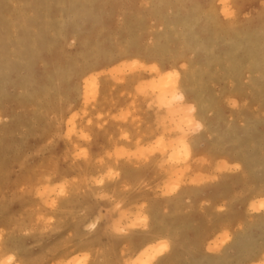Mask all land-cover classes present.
Returning <instances> with one entry per match:
<instances>
[{
	"label": "rangeland",
	"instance_id": "374dc122",
	"mask_svg": "<svg viewBox=\"0 0 264 264\" xmlns=\"http://www.w3.org/2000/svg\"><path fill=\"white\" fill-rule=\"evenodd\" d=\"M76 1L0 0V153H13L17 163L2 186L26 171L16 191L28 210L12 227L0 216V264H59L67 255L66 264H137L140 250H132L131 237L175 221L179 247L167 264H264V208L250 206L264 198V0ZM229 8L231 19L223 12ZM131 59L133 70L119 66ZM152 65L178 69L179 88L164 104L148 87L157 79ZM89 75L105 87V104L86 102L81 84ZM73 115L83 134L66 139ZM101 124L113 129L112 144L98 149ZM64 142L66 159L57 151ZM176 146L188 154L173 161ZM83 152L92 157L84 178L88 195L73 193ZM50 154L56 158L48 170ZM65 181L76 184L68 191L77 196L68 210L71 225L58 233L55 204ZM175 198L176 214L169 208ZM153 238L167 249L147 264H160L174 244L162 231ZM34 255L44 258L27 262Z\"/></svg>",
	"mask_w": 264,
	"mask_h": 264
},
{
	"label": "bare ground",
	"instance_id": "6f19581e",
	"mask_svg": "<svg viewBox=\"0 0 264 264\" xmlns=\"http://www.w3.org/2000/svg\"><path fill=\"white\" fill-rule=\"evenodd\" d=\"M63 1V0H62ZM78 1V0H77ZM76 1V2H77ZM86 1V0H85ZM89 1V0H88ZM158 1H160V2H162V0H158ZM217 1V0H216ZM222 1V0H221ZM257 1V0H256ZM51 2V1H50ZM61 2V1H60ZM151 2V1H150ZM159 2V3H160ZM224 2L226 3V0H224ZM222 3V4H225V3ZM70 3H72V2H70ZM114 3V2H113ZM229 3V2H228ZM230 3H231V1H230ZM34 4V3H33ZM32 4V5H33ZM59 4V3H58ZM64 4V3H63ZM133 4V3H132ZM260 4V3H259ZM65 5V4H64ZM178 5H180V4H178ZM196 5V4H195ZM195 5H194V7H195ZM212 5V4H211ZM220 5V4H219ZM226 5H228V4H226ZM230 5V4H229ZM250 5V4H249ZM29 6V5H28ZM260 6V5H259ZM32 7V6H31ZM198 7V6H197ZM225 7H227V6H225ZM264 7V6H263ZM263 7H262V9H263ZM210 8V7H209ZM220 8V7H219ZM256 8H258L257 7V3H256V5H255V9ZM190 9H192V8H190ZM212 9V8H211ZM218 9V8H217ZM216 9V10H217ZM231 9H232V7H231ZM230 8L229 9H224V14L227 16V17H229L230 19H231V17L233 16V12L232 11H234V10H231ZM75 10V9H74ZM215 10V11H216ZM245 10V9H244ZM260 10V9H259ZM184 11H186V10H184ZM188 11H189V7H188ZM191 11V10H190ZM189 11V12H190ZM208 11V10H207ZM209 11H211L210 9H209ZM254 11V10H253ZM13 12V11H12ZM41 12V11H40ZM192 12H193V14H194V10H192ZM216 12H218V11H216ZM238 12V11H237ZM240 12V11H239ZM260 12H262V11H260ZM126 13V12H125ZM195 13H196V11H195ZM252 13H254V12H252ZM258 13V12H257ZM123 14V13H122ZM162 14V13H161ZM241 14H242V12H241ZM245 14V13H244ZM170 15V14H169ZM187 15H189V14H187ZM195 15V14H194ZM209 15V14H208ZM222 15V14H221ZM220 15V16H221ZM225 15H223V16H225ZM234 15H236L235 13H234ZM248 15V14H247ZM250 15V14H249ZM252 15V14H251ZM251 15L249 16V18H251ZM254 15H256V13L254 14ZM3 16H5V15H3ZM3 16H1V19H2V17ZM7 16V15H6ZM215 16V15H214ZM218 16V15H217ZM238 16H240L239 14H238ZM253 16V15H252ZM122 17V16H121ZM142 17V16H141ZM184 17V16H183ZM185 17H186V15H185ZM184 17V18H185ZM188 17V16H187ZM193 17V16H192ZM195 17H196V15H195ZM216 17V16H215ZM36 18V17H35ZM144 18V17H143ZM217 18V17H216ZM228 18V19H229ZM239 18V17H238ZM4 19V18H3ZM2 19V20H3ZM8 19V18H7ZM11 19V18H10ZM9 19V20H10ZM204 19V18H203ZM241 19H246V18H244V17H241ZM248 19V18H247ZM246 19V20H247ZM252 19V18H251ZM9 20L7 21L8 23H9ZM22 20V19H21ZM118 20V19H117ZM133 20V19H132ZM205 20V19H204ZM208 20V19H207ZM235 21H236V19H234ZM5 21V20H4ZM180 21V20H179ZM182 21H184V20H182ZM186 21V20H185ZM184 21V22H185ZM209 21V20H208ZM229 21V20H228ZM228 21H227V23H228ZM232 21V20H231ZM242 21V20H241ZM243 21H245V20H243ZM18 22H20V21H18ZM22 22V21H21ZM183 22V23H184ZM198 22V21H197ZM248 22V21H247ZM250 22V21H249ZM6 23V22H5ZM45 23V22H44ZM47 23H49V21L47 22ZM74 23V22H73ZM187 23V22H186ZM218 23V22H217ZM235 23V22H234ZM240 23V22H239ZM21 25H22V23H20ZM243 24H245V23H243ZM242 23H241V25H243ZM262 24V23H261ZM260 24V26H262ZM20 25V26H21ZM24 25V24H23ZM48 25V24H47ZM47 25L45 26V27H47ZM140 25V24H139ZM144 25V24H143ZM231 25V24H230ZM19 26V27H20ZM25 26V25H24ZM48 26H50V25H48ZM187 26V25H186ZM258 26V25H257ZM259 26V27H260ZM8 27V26H7ZM26 27H28V26H26ZM183 27V26H182ZM194 27V26H193ZM212 27V26H211ZM230 28H231V26H229ZM241 27V26H240ZM263 27V26H262ZM29 28V27H28ZM17 29H18V27H17ZM154 29V28H153ZM204 29V28H203ZM237 29V28H236ZM264 29V28H263ZM158 30V29H157ZM206 30V29H205ZM209 30V29H208ZM256 30V29H255ZM260 30H262V28H260ZM259 30V31H260ZM17 31V30H16ZM163 31V30H162ZM1 32V31H0ZM35 32V31H34ZM33 32V33H34ZM146 32V31H145ZM226 32V31H225ZM237 32V31H236ZM262 32V31H261ZM263 32H264V30H263ZM6 33H9L8 31L6 32ZM30 33V32H29ZM179 33H180V31H179ZM31 34V33H30ZM229 34V33H228ZM248 35H249V33H247ZM247 34L245 35V37L247 36ZM257 34V33H256ZM264 34V33H263ZM13 35V34H12ZM16 35V34H15ZM226 35H227V33H226ZM237 35V34H236ZM253 35V34H252ZM9 36V35H8ZM20 37L22 36V34L21 35H19ZM125 36V35H124ZM234 36H235V33H234ZM237 36H239V35H237ZM250 37H251V35H249ZM255 36V35H254ZM3 37V36H2ZM24 37V36H23ZM32 37H36V35L34 36V35H32ZM37 37H38V35H37ZM240 37V36H239ZM248 37V36H247ZM25 38V37H24ZM194 38V37H193ZM228 38H230V37H228ZM244 38V37H243ZM252 38V37H251ZM7 38H5V40H6ZM21 39V38H20ZM20 39L18 40V42L20 41ZM30 39V38H29ZM33 39V38H32ZM234 39H237V38H234ZM242 39V38H241ZM8 40H9V37H8ZM16 40V39H15ZM224 40V39H223ZM229 40V39H228ZM247 40V39H246ZM245 40V41H246ZM249 40H251L250 38H249ZM0 41H1V38H0ZM27 41V40H26ZM33 41H35V39H33ZM128 41V40H127ZM6 42V41H5ZM24 42V41H23ZM132 42V41H131ZM145 42V41H144ZM233 42H234V40H233ZM247 42V41H246ZM3 43V42H2ZM17 43V42H16ZM34 43V42H33ZM235 43V42H234ZM237 43V42H236ZM250 43V42H249ZM21 44V43H20ZM19 44V45H20ZM30 46H31V44H32V42H31V44L30 43H28ZM190 44V43H189ZM253 44V43H252ZM24 45V44H23ZM26 45V44H25ZM154 46H155V44H153ZM159 45V44H158ZM199 45H201V44H199ZM223 45V44H222ZM230 45V44H229ZM251 45V44H250ZM1 46H2V44H1ZM28 46V45H27ZM33 46V45H32ZM134 46V45H133ZM234 46V45H233ZM253 46V45H252ZM260 46V45H259ZM19 47V46H18ZM250 47V46H249ZM23 48V47H22ZM214 48V47H213ZM217 48V47H216ZM29 49V48H28ZM190 49V48H189ZM14 50H16V49H14ZM34 50V49H33ZM36 50H38V49H36ZM35 50V51H36ZM61 50V49H60ZM208 50H210V49H208ZM27 51V50H26ZM183 51V50H182ZM14 52V51H13ZM239 52V51H238ZM15 53V52H14ZM34 53V52H33ZM183 53V52H182ZM101 54V53H100ZM232 54V53H231ZM234 54H235V52H234ZM92 58V57H91ZM131 58V57H130ZM129 58V59H130ZM182 58V57H181ZM207 59V58H206ZM262 59V58H261ZM126 60V59H125ZM132 60V59H131ZM119 61V60H118ZM117 61V62H118ZM138 62V61H137ZM164 62V61H163ZM163 62H161V63H163ZM136 61L134 60H132V61H123L119 66L120 67H124V66H127V67H129L130 69H132L133 70V68H132V66H135L136 64ZM160 63V62H159ZM206 63V62H205ZM113 64V63H112ZM261 64V63H260ZM78 66V65H77ZM105 66V65H104ZM118 66V65H117ZM117 66L116 65H114L113 66V70H114V72H117V71H119V68H117ZM163 66V65H162ZM58 67H59V65H58ZM60 68V67H59ZM264 68V67H263ZM135 70V69H134ZM182 70V72L184 73L185 72V69H181ZM252 70V69H251ZM56 71V70H55ZM62 71V70H61ZM151 71L152 72H154V73H156L157 74V79L155 80V81H151L149 84H148V87L149 88H151L153 91H155L156 93H157V95H158V99H159V101H160V103H166V102H168L169 100H171L173 97H174V95H175V93H176V90L179 88L178 87V77H179V73H178V69H172V70H167L166 72H163V70H161V69H159L158 67H156V66H154V65H152L151 66ZM165 71V70H164ZM233 71H234V69H233ZM181 73V72H180ZM183 73L182 74H180L181 76L183 75ZM49 74H51L50 72H49ZM57 74V73H56ZM59 74V73H58ZM127 74V73H126ZM126 74H124V75H126ZM55 75V74H54ZM62 75V74H61ZM123 75V74H122ZM58 76V75H57ZM247 76V75H246ZM19 77V76H18ZM54 77V76H53ZM145 77V76H144ZM94 78H95V76L93 77V75H89L88 77H86L84 80H83V82H82V84H81V86H82V88H83V91H84V98H85V100H86V102L87 103H92L91 105H103V104H105L106 103V90H105V87H103L104 89H101L97 84H96V82L94 81ZM97 78V77H96ZM78 79V78H77ZM103 79V78H102ZM82 80V79H81ZM147 81V80H146ZM20 82V81H19ZM98 82V81H97ZM184 82V81H183ZM256 83V82H255ZM59 84V83H58ZM106 84V83H105ZM107 85V84H106ZM116 85V84H115ZM263 85V84H262ZM53 86V85H52ZM188 86V85H187ZM49 87H51V86H49ZM178 87V88H177ZM53 88V87H52ZM45 89V88H44ZM57 89V88H56ZM189 89V88H188ZM43 90V89H42ZM45 90H47V89H45ZM45 92V91H44ZM76 92V91H75ZM187 92V91H186ZM47 93H48V91H47ZM108 93V92H107ZM188 93V92H187ZM44 94V93H43ZM48 94H50V93H48ZM182 95V94H181ZM44 96V95H43ZM71 96V95H70ZM61 97V96H60ZM107 97H108V95H107ZM141 97V96H140ZM261 97V96H260ZM81 98V97H80ZM127 98V97H126ZM255 98V97H254ZM37 99V98H36ZM44 99V98H43ZM42 99V100H43ZM144 99H145V97H144ZM148 99V98H147ZM146 99V100H147ZM34 100V99H33ZM113 100V99H112ZM35 101V100H34ZM149 101V100H148ZM39 102V101H38ZM37 103V102H36ZM111 103V102H110ZM212 103H214V102H212ZM59 104V103H58ZM23 105H24V103H23ZM213 105V104H212ZM39 106V105H38ZM26 107V106H25ZM99 107V106H98ZM193 108V107H192ZM25 109V108H24ZM23 109V110H24ZM44 109V108H43ZM102 109V108H101ZM136 109V108H135ZM22 110V109H21ZM28 110V109H27ZM45 110V109H44ZM26 111V110H25ZM43 111V110H42ZM49 111V110H48ZM84 111H85V109H84ZM22 112V111H21ZM42 113V112H41ZM48 113V112H47ZM64 113V112H63ZM196 113V112H195ZM37 114H39V113H37ZM36 114V115H37ZM21 115V114H20ZM42 115V114H41ZM102 115V114H101ZM106 115H107V113H106ZM108 115H109V112H108ZM108 115H107V118H108ZM48 116V115H47ZM42 117V116H41ZM37 118V117H36ZM43 118H45V117H43ZM77 115H73V116H71L69 119H68V121H67V128H66V135H67V137H64V138H66V139H68L69 137L70 138H72V137H80V133L81 134H83V129H84V127L82 128V129H79L78 127H77V125H76V122H77ZM100 118V117H99ZM48 119V118H47ZM57 119V118H56ZM136 119V118H135ZM13 120V119H12ZM11 120V121H12ZM54 120V119H53ZM65 120V119H64ZM133 120V119H132ZM218 120V119H217ZM42 121V120H41ZM45 121V120H44ZM61 121V120H60ZM156 121V120H155ZM107 122V121H106ZM105 122V123H106ZM256 122H257V120H256ZM58 123V122H57ZM48 124V123H47ZM61 124V123H60ZM148 124V123H147ZM79 125H82V124H79ZM99 125V124H98ZM102 126H101V128L100 129H98V132H97V135L95 136V139H94V145H95V147H97L98 149H100L101 147H102V144H103V142L104 141H107V142H110L109 144H112V139H111V133L113 132V129L111 130V129H109V127L107 126V127H105V126H103V124H101ZM106 125V124H105ZM83 126V125H82ZM90 126V125H89ZM61 127H62V124H61ZM64 127V126H63ZM88 127V126H87ZM94 127V126H93ZM200 127V126H199ZM4 128V127H3ZM49 128H51V127H49ZM54 128V127H53ZM209 128V127H208ZM9 129H10V127H9ZM20 129H21V127H20ZM97 129V128H96ZM210 129V128H209ZM8 130V129H7ZM85 130H88V129H85ZM89 130H90V127H89ZM88 130V131H89ZM51 131V130H50ZM49 131V132H50ZM93 131V130H92ZM97 131V130H96ZM119 131V130H118ZM247 131V130H246ZM5 132V131H4ZM40 132V131H39ZM48 132V133H49ZM57 132H59L58 130H57ZM116 132V131H115ZM3 133V132H2ZM1 133V134H2ZM55 133V132H54ZM89 133H91V130H90V132ZM100 133H102V135H100ZM46 134V133H45ZM104 134V135H103ZM17 135V134H16ZM54 135V134H53ZM65 135V134H64ZM116 135V134H115ZM259 135V134H258ZM39 136V135H38ZM248 136V135H247ZM36 137V136H35ZM83 138H86L84 135L82 136ZM92 137V136H91ZM264 137V136H263ZM52 138V137H51ZM14 139V138H13ZM29 139V138H28ZM41 139V138H40ZM65 139V140H66ZM115 139V138H114ZM48 140V139H47ZM92 140H93V138H92ZM219 140V139H218ZM51 141V140H50ZM60 141H61V138H60ZM46 142V141H45ZM69 142V141H68ZM106 142V143H107ZM127 142V141H126ZM71 143V142H70ZM76 143V142H75ZM152 143V142H151ZM3 144H4V142H3ZM49 144V143H48ZM48 144L46 145V146H48ZM166 144V143H165ZM43 145V144H42ZM41 145V146H42ZM75 145V144H74ZM80 145V144H79ZM82 145V144H81ZM80 145V146H81ZM27 146V145H26ZM91 146V145H90ZM69 147H71V146H69ZM105 147V146H104ZM206 147V146H205ZM226 147V146H225ZM258 147V146H257ZM74 148V147H73ZM179 148V149H178ZM207 148V147H206ZM41 148H39V150H40ZM65 149H66V147H65V142L63 143V145L61 144H59L58 145V149H57V151L58 152H62L61 153V157H62V155H63V158H65L66 159V157L69 155L66 151H65ZM81 149V148H80ZM160 149V148H159ZM27 150V149H26ZM67 151H69L68 149H66ZM105 150V149H104ZM107 150V149H106ZM121 151L123 150V149H120ZM170 151H172L171 152V155H169L170 156V158L171 159H173V161L174 160H178L179 159V157H180V154L182 155V157H185V156H187V154H188V150L186 149V148H184L183 146H176L175 148H172L171 147V150ZM87 152V151H86ZM101 152V151H100ZM99 152V153H100ZM103 152V151H102ZM122 152H124V151H122ZM121 152V153H122ZM69 153H72V152H69ZM84 153V155L82 156V157H80V163L78 164V165H81L80 167L78 166V169H77V172H78V174H79V176L82 178L81 180H80V183H78V187L77 188H75L74 189V191H73V193H80V194H83V195H88L89 194V192H88V190H91V189H88V187L85 185V183H84V178H86V175H87V170H88V167L90 166L88 163H90V155H88V153H85V152H83ZM98 153V152H97ZM115 153H117V154H121V153H119V152H115ZM21 154V153H20ZM23 154V153H22ZM68 154V155H67ZM95 154V153H94ZM157 154V153H156ZM28 155V154H27ZM96 155V154H95ZM111 155V154H110ZM26 156V155H25ZM149 156V155H148ZM151 156V155H150ZM69 157H71V156H69ZM55 158H56V154H50V155H48V158H47V160H48V164H46V168L49 170V168L51 169V166H50V164H52L54 161H55ZM60 158V157H59ZM92 158V157H91ZM157 158V157H156ZM14 159H15V156H14V154L13 153H8L7 155H5V154H3V153H0V168H1V174H0V216H1V218L2 219H4L6 222H7V226L9 225V226H13V225H15V223L16 222H18L19 220L20 221H22V219L24 220L25 219V215H26V213H25V211H26V209H25V200H24V198L22 197V195H20L19 193H17V191H16V182L18 183L19 181H21L22 180V176L24 177V175L26 174L25 172H21V171H19L20 173H22V174H20V175H18L17 177H15V179H14V182H13V184H7V186L5 187V188H3V183H4V181H5V179H4V177H5V175H6V171L8 170V171H12V169H14V168H16L17 167V163L14 161ZM58 159V158H57ZM77 159V158H76ZM79 159V158H78ZM94 159V158H93ZM158 159V158H157ZM59 160V159H58ZM68 160V159H67ZM106 160V159H105ZM109 160V159H108ZM156 160V159H155ZM255 160V159H254ZM29 161V160H28ZM110 161V160H109ZM46 162V161H45ZM44 162V163H45ZM78 162V161H77ZM38 163V162H37ZM63 163V161L61 162V164ZM106 163V162H105ZM104 163V164H105ZM65 164V163H64ZM126 164V163H125ZM186 164H188L187 162H186ZM258 164V163H257ZM232 165V164H231ZM22 168H24V167H22ZM34 168V167H33ZM91 168V167H90ZM114 168V167H113ZM103 169V168H102ZM116 169V168H115ZM164 169V168H163ZM91 170V169H90ZM92 171H93V168H92ZM117 171V170H116ZM258 171V170H257ZM44 172V171H43ZM260 172V171H259ZM72 173V172H71ZM29 174V173H28ZM31 174V173H30ZM157 174V173H156ZM156 174H154L155 176H156ZM168 174V173H167ZM254 175V174H253ZM32 176V175H31ZM42 176H44V175H42ZM74 176V175H73ZM260 176V175H259ZM26 177V176H25ZM40 177V176H39ZM51 177V176H50ZM69 177V176H68ZM88 177V176H87ZM126 177H128V176H126ZM172 177V176H171ZM170 177V178H171ZM29 178V177H28ZM43 178V177H42ZM75 178V177H74ZM25 179V178H24ZM77 179V178H76ZM80 178H78V180H79ZM28 180V179H27ZM38 180V179H37ZM37 180H34V182L35 181H37ZM43 180V179H42ZM109 180V179H108ZM128 180V179H127ZM143 180V179H142ZM102 181L103 182H105V183H107L108 181H106V178H102ZM122 181V180H121ZM22 182V181H21ZM33 182V181H32ZM47 182V181H46ZM45 182V183H46ZM124 182H126V181H124ZM166 182V181H165ZM49 183V182H48ZM65 183V184H64ZM113 183V182H112ZM21 184V183H20ZM139 184V183H138ZM33 185V184H32ZM111 185V184H110ZM114 185V184H113ZM30 186V185H29ZM34 186V185H33ZM64 186V187H63ZM70 186H72V188H74L75 186H76V184L74 183V182H72V183H70L69 185H68V183L65 181V182H63L62 184H60L59 185V187H60V192H59V195H58V199H57V201H56V204L55 205H57V206H59V209H60V214L58 213V218H57V222L55 223V227L53 228V230H54V232H58L60 229H61V231H63V230H65V229H68L69 228V226L71 225V221H72V217H71V213L68 211L69 210V208H70V206H71V203H72V200H74L75 198H74V196H77V195H74V194H72V195H70L71 194V192H69L68 190L70 189ZM37 187V186H36ZM55 187V185H52V184H50V185H48L47 186V188L46 189H44V193L41 195V199H42V201H44V202H46L47 201V196L49 195V193L52 191V188H54ZM95 187V186H94ZM30 188V187H29ZM178 188V187H177ZM176 188V189H177ZM182 188V187H181ZM225 188V187H224ZM24 189V188H23ZM27 189V188H26ZM55 189H57V187L55 188ZM180 189V188H179ZM178 189V190H179ZM19 190V189H18ZM28 191V190H27ZM104 191V190H103ZM240 191V190H239ZM28 192H30V190L28 191ZM92 192V191H91ZM91 192H90V194H91ZM23 193H24V195H25V192H24V190H23ZM105 193V192H104ZM31 194V193H30ZM79 194V195H80ZM177 194V193H176ZM51 195V194H50ZM107 195V194H106ZM172 195V194H171ZM173 195H175V194H173ZM172 195V196H173ZM26 196V195H25ZM27 197V196H26ZM88 197V196H87ZM87 197H85V198H87ZM117 197V196H116ZM171 197V196H170ZM181 197V196H180ZM57 198V197H56ZM126 198V197H125ZM31 199H32V197H31ZM177 198H175L173 201H175ZM254 199V198H253ZM256 199V198H255ZM258 200H255V201H253L251 204H250V206H251V208L252 209H263L264 208V198L263 197H259V198H257ZM54 200V199H53ZM154 200V199H153ZM27 201V200H26ZM172 201V202H173ZM129 202H131V201H129ZM128 202V203H129ZM176 202L177 201H175L171 206H169V208H172V209H174V214H176V211H175V207H177L175 204H176ZM125 204V203H124ZM31 205V204H30ZM39 205V204H38ZM157 205V204H156ZM42 206V205H41ZM85 206V205H84ZM88 206V205H87ZM240 206V205H239ZM37 207V206H36ZM81 207V206H80ZM79 207V208H80ZM121 207H123V206H121ZM151 207V206H150ZM35 208V207H34ZM42 208V207H41ZM57 208V207H56ZM55 208V209H56ZM23 209H25V211L23 210ZM120 209V208H119ZM123 209V208H122ZM39 210V209H38ZM41 210V209H40ZM89 210V209H88ZM28 211V210H27ZM26 211V212H27ZM41 211H43V210H41ZM40 211V212H41ZM80 211V210H79ZM78 211V212H79ZM87 211V210H86ZM144 211V210H143ZM151 211H152V213H153V208L151 209ZM161 211V210H160ZM40 212H38V214L40 213ZM45 212V211H44ZM58 212V211H57ZM25 213V214H24ZM31 214H32V212H30ZM35 213H37L36 211H35ZM42 213V212H41ZM86 213V212H85ZM84 213V214H85ZM188 213V212H187ZM44 214V213H43ZM42 214V215H43ZM162 214H164V213H162ZM183 214H185V213H183ZM35 215V214H34ZM45 215V214H44ZM43 215V216H44ZM83 215V214H82ZM115 215V214H114ZM166 215V214H165ZM180 215V214H179ZM191 215V214H190ZM157 216V215H156ZM169 216V215H168ZM175 216H178V215H175ZM183 216V215H182ZM185 216H187V215H185ZM47 217V216H46ZM129 217V216H128ZM147 217V216H146ZM184 217V216H183ZM75 218V217H74ZM185 218V217H184ZM183 218V219H184ZM192 218V217H191ZM39 219V218H38ZM53 219V218H52ZM30 220V217H28V222H30L29 221ZM44 220V219H43ZM166 220V219H165ZM175 220V219H174ZM38 221V220H37ZM222 221H223V219H222ZM23 222H25V221H23ZM31 222H32V220H31ZM34 222H35V220H34ZM128 222V221H127ZM183 222V221H182ZM27 223V222H26ZM25 223V224H26ZM41 223H43V222H41ZM48 223V222H47ZM179 222H174V223H171V222H169V223H165L164 225H160V224H155L154 225V228L152 229V232H148V233H141V234H138L137 236H135V237H131V242H132V244L134 245V248H132V250L133 249H139L140 250V253H139V255L136 257V263L137 264H147V263H149V261H151L153 258H155V261H157L156 259L158 258V256H156V257H154L155 255H157V254H159V253H161V252H164L166 249H167V244L165 243V244H156V245H154V243H152V240H151V238L152 239H154L153 237H155L156 235H157V233L159 232L160 233V231H162V233H164L165 234V236L168 238V239H171L172 240V242H173V249H172V253L169 255V256H167L164 260H162L161 261V263L160 264H167L168 263V261H170L172 258H173V253H175L177 250H178V247H179V243H178V237L175 235L176 233H175V228H177L178 226H177V224H178ZM22 224V223H21ZM20 224V225H21ZM34 224V223H33ZM121 224V223H120ZM30 225V224H29ZM34 225H36V223L34 224ZM122 225V224H121ZM124 225V224H123ZM168 228H167V227ZM25 227H28V226H25ZM32 229H34L33 227H32ZM49 229V228H48ZM114 229H117V228H114ZM145 229H146V227H145ZM36 229H34V231H35ZM144 230V229H143ZM142 230V231H143ZM148 230V229H147ZM146 230V231H147ZM21 231V230H20ZM28 231V230H27ZM127 231H128V229H127ZM133 231V230H132ZM141 231V230H140ZM141 231V232H142ZM145 231V232H146ZM151 231V230H150ZM182 231V230H181ZM250 231V230H249ZM47 232V231H46ZM54 232H52V233H54ZM74 232V231H73ZM136 232V231H135ZM32 233L34 234V233H36V232H33L32 231ZM37 233H39V232H37ZM59 233V232H58ZM58 233L56 234V236L58 235ZM61 233V232H60ZM129 233H130V231H129ZM140 233V232H139ZM51 234V233H50ZM49 234V235H50ZM126 234V233H125ZM184 234V233H183ZM183 234H181V235H183ZM34 235H36V234H34ZM48 235V236H49ZM134 235V234H133ZM46 236V235H45ZM108 236V235H107ZM182 237V236H181ZM222 237H224V236H222ZM239 237V236H238ZM31 238V237H30ZM33 238V237H32ZM45 238V237H44ZM43 238V239H44ZM64 238V237H63ZM157 238H159V236L157 237ZM162 238V237H161ZM165 238V237H164ZM194 238V237H193ZM61 239V238H60ZM167 239V240H168ZM183 239V238H182ZM62 240V239H61ZM155 240V239H154ZM181 240V239H180ZM179 240V241H180ZM44 241V240H43ZM166 241V240H165ZM184 241V240H183ZM125 242V241H124ZM154 242V241H153ZM168 243V245H169V242H167ZM181 243H183V242H181ZM194 243V242H193ZM43 244V243H42ZM187 244V243H186ZM9 246V245H8ZM7 246V247H8ZM43 246V245H42ZM53 246V245H52ZM68 246H70V245H68ZM7 247H5V249L7 248ZM183 247H185V246H183ZM49 248V247H48ZM8 249V248H7ZM186 249V248H185ZM11 251V250H10ZM59 251V250H58ZM110 251V250H109ZM184 251V250H183ZM28 252V251H27ZM47 252H48V250H47ZM57 252V251H56ZM107 252V251H106ZM178 252V251H177ZM176 252V253H177ZM7 253V252H6ZM5 253V254H6ZM94 253V252H93ZM98 253V252H97ZM96 253V254H97ZM50 254V253H49ZM66 254V253H65ZM104 254V253H103ZM162 254V253H161ZM30 255H33L32 253L30 254ZM29 255V256H30ZM41 255H43L44 257L45 256H47L48 254L47 253H43V254H41ZM56 255V254H55ZM98 255H101V254H99L98 253ZM113 255V254H112ZM0 256H4V255H1L0 254ZM23 256H24V254H23ZM68 256V255H67ZM66 256V257H67ZM78 256V255H77ZM8 257V256H7ZM31 257V256H30ZM44 257H40V255H38V256H32V258H29V260L27 261V262H30V261H35V260H39V259H42V258H44ZM50 257V256H49ZM66 257H62L61 256V261L59 262V264H66L67 262H65L64 263V259L66 258ZM98 257V256H97ZM113 257V256H112ZM126 257V256H125ZM10 258V256L8 257V259ZM50 258H52V257H50ZM50 258H48V259H50ZM164 258V257H163ZM26 259V258H25ZM104 259H107V258H104ZM59 260V259H58ZM69 261H68V263H72L71 262V259H68ZM73 260H74V258H73ZM96 261H98V259L96 260ZM194 261V260H193ZM36 262V261H35ZM121 262V261H120ZM160 262V261H159ZM75 263H77V261L76 260H74L73 261V264H75ZM153 263V262H152ZM151 263V264H152Z\"/></svg>",
	"mask_w": 264,
	"mask_h": 264
}]
</instances>
